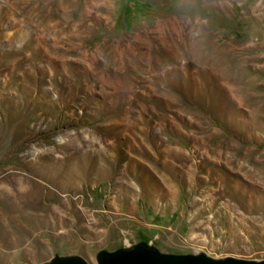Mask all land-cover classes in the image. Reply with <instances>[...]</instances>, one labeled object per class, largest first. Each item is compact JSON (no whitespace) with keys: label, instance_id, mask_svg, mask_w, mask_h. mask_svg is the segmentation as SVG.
<instances>
[{"label":"rangeland","instance_id":"obj_1","mask_svg":"<svg viewBox=\"0 0 264 264\" xmlns=\"http://www.w3.org/2000/svg\"><path fill=\"white\" fill-rule=\"evenodd\" d=\"M142 242L264 260V0H0V264Z\"/></svg>","mask_w":264,"mask_h":264},{"label":"water","instance_id":"obj_2","mask_svg":"<svg viewBox=\"0 0 264 264\" xmlns=\"http://www.w3.org/2000/svg\"><path fill=\"white\" fill-rule=\"evenodd\" d=\"M42 264H90L78 255L55 256ZM97 264H264V260H249L236 257L214 258L204 253H165L142 242L117 250H101L97 254Z\"/></svg>","mask_w":264,"mask_h":264},{"label":"bare ground","instance_id":"obj_3","mask_svg":"<svg viewBox=\"0 0 264 264\" xmlns=\"http://www.w3.org/2000/svg\"><path fill=\"white\" fill-rule=\"evenodd\" d=\"M81 165H82L81 167L85 168L86 167V162L83 161V160H81ZM48 173L50 174V172H48ZM48 173L42 171L41 172V176L44 177V178L50 179L53 182H56V180L51 175H49ZM16 182H17V188L16 189L18 190V193H17L18 196H16V199H18L17 200V203H23V204H26V205H30L31 203L25 201L26 199L32 198V199L37 200V199H40V197L42 196V194L43 195L45 194L48 199H51V200L54 199V194L53 193L42 191V187H41L42 185H41L40 182H39V184H40L39 185V184L36 183V181L30 182L26 178H22V179L19 178L18 181L16 179ZM64 185H66V184H64ZM63 187H66V186H63ZM20 199H22V200H20ZM50 207H49V209H50ZM53 209H52V211H53ZM55 213H57V212H55Z\"/></svg>","mask_w":264,"mask_h":264}]
</instances>
